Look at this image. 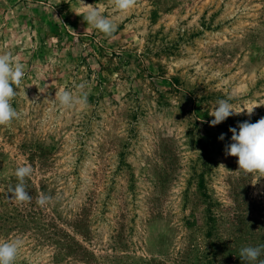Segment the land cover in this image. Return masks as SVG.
<instances>
[{
    "label": "rangeland",
    "instance_id": "374dc122",
    "mask_svg": "<svg viewBox=\"0 0 264 264\" xmlns=\"http://www.w3.org/2000/svg\"><path fill=\"white\" fill-rule=\"evenodd\" d=\"M84 3L112 38L80 0H0V54L25 66L22 115L0 126V241L23 239L14 264H242V247L264 244V177L225 145L264 117V0ZM60 89L85 102H51ZM229 97L252 114L210 126ZM25 164L32 201L16 203Z\"/></svg>",
    "mask_w": 264,
    "mask_h": 264
},
{
    "label": "clouds",
    "instance_id": "9594fccd",
    "mask_svg": "<svg viewBox=\"0 0 264 264\" xmlns=\"http://www.w3.org/2000/svg\"><path fill=\"white\" fill-rule=\"evenodd\" d=\"M108 3L114 11L123 13L131 10L137 4V0H108ZM80 5L84 11L78 15L83 16L87 25L99 30L106 38H112L117 30L113 20L103 15L102 11L95 5H86L84 0H80ZM24 75L25 66L17 62L10 52L0 54V126L8 125L13 120L20 119L22 115L12 107L11 101L17 95L16 90L21 85ZM76 87L82 89L84 85L80 84ZM229 99L231 97L216 102L217 106L209 114L214 117L210 122V126L219 125L231 115H239L244 111L251 115L255 108L237 111L229 103ZM50 101L53 103L58 102L61 107L72 108L77 104L84 103L85 98L77 97L68 90L60 89L56 91L55 98ZM237 127L238 131L236 127L229 128V132L232 133V142L225 145V154L238 157V171L245 174H257L259 178L264 177V117L255 123L245 120L239 123ZM224 138L225 134L222 133L219 139L224 140ZM219 167H224V165L221 164ZM32 172L33 169L28 164L16 168L14 174L18 183L14 187H9L8 193L11 194L7 197L9 200L16 203H31L32 197L26 190L25 185L26 178H30ZM52 199V196L40 193L36 203L40 207H44ZM23 243V239L19 237L8 241H0V264H14ZM262 254H264V244L254 247H242L239 257L242 264H255ZM259 264H264V260H260Z\"/></svg>",
    "mask_w": 264,
    "mask_h": 264
}]
</instances>
